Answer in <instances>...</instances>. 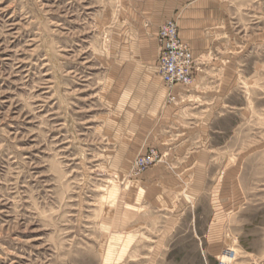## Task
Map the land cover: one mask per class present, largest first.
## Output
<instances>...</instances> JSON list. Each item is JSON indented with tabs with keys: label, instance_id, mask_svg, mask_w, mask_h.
Here are the masks:
<instances>
[{
	"label": "rangeland",
	"instance_id": "374dc122",
	"mask_svg": "<svg viewBox=\"0 0 264 264\" xmlns=\"http://www.w3.org/2000/svg\"><path fill=\"white\" fill-rule=\"evenodd\" d=\"M194 1L0 0V264H264V0H204L221 37L172 102L157 35Z\"/></svg>",
	"mask_w": 264,
	"mask_h": 264
},
{
	"label": "crops",
	"instance_id": "0c3cea01",
	"mask_svg": "<svg viewBox=\"0 0 264 264\" xmlns=\"http://www.w3.org/2000/svg\"><path fill=\"white\" fill-rule=\"evenodd\" d=\"M222 7L223 4L220 3L196 0L190 3L182 12L181 17L183 19L177 24L178 37L182 43L190 49L193 57L197 59L198 62L205 58V53L217 44L221 37L219 32L215 31V26H217L219 20L218 18H214V15L215 12L221 10ZM159 15L160 17L157 18L156 15L153 14L152 18L148 21L153 34H156L155 32H157L158 29L155 28L157 27L155 22L161 19V13ZM178 91L177 88H174L172 93L175 95ZM160 95H162V92ZM156 103H158V101ZM178 105L179 102L164 105L163 101H161V103L157 105V108L154 106V109L147 113L148 121L152 124L148 131L150 136L148 137L147 144L162 150V152L167 155L165 163L167 165L170 163L171 167L174 163L172 157L173 152L176 151L177 148V146L173 145V141L175 140V128H173V124L175 123L174 120L177 116L182 120L183 118L185 119V116L181 115L182 112L176 111ZM185 124L186 123L183 122V125ZM184 142H188L187 137ZM185 153L188 154V151H185ZM162 168V166L159 167V169Z\"/></svg>",
	"mask_w": 264,
	"mask_h": 264
},
{
	"label": "built area",
	"instance_id": "2783aa9c",
	"mask_svg": "<svg viewBox=\"0 0 264 264\" xmlns=\"http://www.w3.org/2000/svg\"><path fill=\"white\" fill-rule=\"evenodd\" d=\"M159 55L157 73L167 88L170 101H174L171 93L174 88H188L192 85L194 60L187 46L178 37L177 26L172 21L164 22L158 31ZM155 154L134 162L132 173L137 175L152 163Z\"/></svg>",
	"mask_w": 264,
	"mask_h": 264
}]
</instances>
